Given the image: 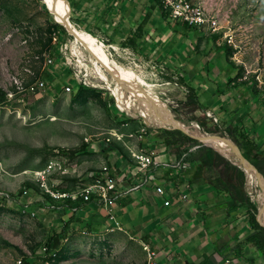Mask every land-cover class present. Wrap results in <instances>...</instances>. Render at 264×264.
<instances>
[{
  "label": "rangeland",
  "instance_id": "1",
  "mask_svg": "<svg viewBox=\"0 0 264 264\" xmlns=\"http://www.w3.org/2000/svg\"><path fill=\"white\" fill-rule=\"evenodd\" d=\"M53 1L63 14H68L66 0ZM53 1L0 0V264H21L22 259L33 264L36 257L45 256L47 237L60 232L67 222L62 246L47 261L37 264L158 262L144 239L119 228H97L72 214L65 199H74L75 195L56 198L53 207L42 209L37 203L46 186L57 193L102 188V181H95L94 177L104 173L105 164L112 167L110 158L122 155L134 163L138 149L148 151L145 141L158 140L156 129L172 125L148 126L146 121L156 117L147 104L140 101L141 106L136 109L133 102L115 96L111 74L105 70L108 80L101 79L91 51L80 49L69 32L60 42V21ZM199 2L220 27L217 32L197 29L209 38L210 48L230 47L231 63L264 86V0ZM75 12L71 8L70 19L75 23L83 22V18L89 20L88 15L77 16ZM102 22L106 28L112 20H102L100 28L91 25L92 33L81 30L117 65L132 69L145 83L155 86V95L171 122L199 132L201 126L209 132L207 129L215 123L208 121L202 110L191 111L186 105L188 89L175 63L170 67L157 58L158 54L146 55L127 44V40L112 42ZM108 30L113 33L111 28ZM77 50L79 54L74 53ZM223 55L227 57L226 52ZM51 57L53 63L49 61ZM60 66L76 78V86L65 82L64 72L53 78L51 87L31 89L40 81L47 84L49 72ZM112 100L121 102L117 109H112ZM196 118H201L205 126ZM209 133L230 138L223 130L222 136ZM104 143L109 144L107 149ZM195 148L198 146L193 147L194 151ZM41 172L45 175L42 182L38 179ZM28 181L34 183L35 189L21 195L19 190ZM245 190L264 211L260 199ZM256 215L260 219L259 210ZM70 218L77 219L70 222Z\"/></svg>",
  "mask_w": 264,
  "mask_h": 264
},
{
  "label": "crops",
  "instance_id": "2",
  "mask_svg": "<svg viewBox=\"0 0 264 264\" xmlns=\"http://www.w3.org/2000/svg\"><path fill=\"white\" fill-rule=\"evenodd\" d=\"M69 2L77 16L88 15L89 20L83 18L82 23L91 31V25L100 28V22L110 18L112 22L107 23L106 28L102 22L103 30L118 44L127 40L130 32L136 31L150 9L148 32L140 41L141 50L146 55L158 54L157 58L168 62L170 67L175 63L187 88H192L198 95L206 119L213 121L228 136L231 131L249 156L248 160L258 164L264 172V86L255 80L244 79L245 71L238 66L230 63L237 71L227 66L223 47L210 48V40L203 32L168 19L162 20L153 0ZM110 28L113 33L109 32ZM198 128L199 133L211 137L209 142L226 151L228 137H217L201 126ZM231 139V146L241 155ZM144 143L148 151H155L156 163L184 160V155L168 152L159 139ZM110 161L112 178L118 188L126 192L109 206L95 201L82 206L76 204L78 210L72 214L84 223L97 228H119L144 239L162 264H264L263 253L248 240L253 230L246 210L233 208L228 194L204 183L198 164L187 161L190 163L187 168L158 167L156 180L171 195V204L166 206L163 198L156 194L154 185L130 190L139 177L134 175L135 159L131 163L122 155H116ZM256 184L264 190V183L258 176ZM183 194L187 195L186 199L181 198Z\"/></svg>",
  "mask_w": 264,
  "mask_h": 264
},
{
  "label": "trees",
  "instance_id": "3",
  "mask_svg": "<svg viewBox=\"0 0 264 264\" xmlns=\"http://www.w3.org/2000/svg\"><path fill=\"white\" fill-rule=\"evenodd\" d=\"M154 4L157 6L159 16L162 20L168 19V14L165 12L161 5V0H153ZM71 5V4H70ZM151 15L150 9L146 11V18L138 24L135 32H130L127 36L126 43L133 46L134 48L138 49L139 51L142 49L140 46V41L145 39V34L148 32V18ZM79 26L89 32L92 33V31L82 22L76 21ZM186 25V24H185ZM189 27V26H188ZM57 29L58 33L60 34V42L63 40V37L65 34L68 33V30L60 23H57ZM222 47V46H221ZM219 47V48H221ZM224 52L227 53V59L228 62L231 63L228 56L231 52L230 47H223ZM59 51V45L55 48V52L57 53ZM143 51V50H142ZM144 54H146L145 51H143ZM233 64V63H231ZM234 65V64H233ZM66 73L64 80L68 84H72L74 86L77 85L76 78L73 75H70L67 69L64 68V66H60L57 68V71L51 72V74L47 77V85L48 88L51 84V81L57 74ZM51 87V86H50ZM53 88V87H52ZM188 92L186 95V105L191 109V111L195 110H201V104L198 99V95L192 88H187ZM117 103V105H116ZM112 100L111 107L112 109H117V106L121 103L120 101ZM121 115L125 116L126 114L124 112H119ZM205 116L206 114L203 113ZM151 120L146 121L148 126L152 127H161L170 125L171 123L165 122L163 120H160L158 118H150ZM202 126H205V123L201 118H196ZM157 132H159L158 139L164 143V145L167 147L168 152L176 155V156H182L184 155L185 161H190L192 163L198 164V171L200 172L201 179L203 182L208 183L212 186V188L216 189L217 191L224 192L230 196L232 199V207L233 208H240L243 210H246L248 214V220L251 225V229L253 230V233L249 236L248 240L263 253L264 255V223L259 221V218L257 217L256 213L258 212L257 207L260 211V216L264 212L260 209V207L255 205V203L252 202L250 199L247 191L245 190V174L244 172L231 160L223 156L221 153L216 151L211 146L205 145L201 140L197 138L191 137L189 134L181 130L180 128H157ZM209 132L219 133L221 135V129L214 125L207 129ZM188 132V131H187ZM190 133V132H188ZM230 136L232 137V140L237 145V149L241 152V154L246 158L249 159V156H247L243 152V148L239 142L234 138L231 131H228ZM191 135H194L190 133ZM197 136V135H194ZM201 137V136H198ZM203 138V137H201ZM205 139V138H203ZM207 140V139H205ZM208 141V140H207ZM209 142V141H208ZM215 144V143H213ZM234 144V145H235ZM218 146V144H215ZM104 148L107 149L109 144L104 143ZM198 146L196 151L193 150V147ZM219 147V146H218ZM222 150V149H221ZM224 151V150H223ZM227 153V155L230 157L229 152L224 151ZM231 158V157H230ZM233 160V159H232ZM234 161V160H233ZM246 173L247 170L242 165L241 167ZM256 168L259 172L264 174L263 170L259 167L258 164H256ZM30 189H35L34 183L31 181L25 182L24 186L20 188L19 193L21 195H25L26 192H28ZM41 196L39 201L37 202L41 205V208L44 207H50L51 204L56 203L57 199L53 198L47 193L46 191H40ZM65 202L68 205L77 204L80 202V196H78L77 199L72 198H66ZM77 218H70V222L75 220ZM79 222V220H78ZM67 229H68V222L65 224L60 232H54L52 235L48 236L45 242L46 247V254L45 256L36 257L33 264H37L40 260L41 261H47L51 255L59 250V248L62 246L63 241L66 238L67 235ZM21 264H30L27 260L22 259Z\"/></svg>",
  "mask_w": 264,
  "mask_h": 264
},
{
  "label": "built area",
  "instance_id": "4",
  "mask_svg": "<svg viewBox=\"0 0 264 264\" xmlns=\"http://www.w3.org/2000/svg\"><path fill=\"white\" fill-rule=\"evenodd\" d=\"M161 5L165 12L168 14V20L186 24L191 28H195L201 31L208 32H217L220 27L218 23L214 22V17L203 6L202 2L199 0H161ZM54 58L51 57V63H53ZM51 74V72H49ZM250 73L244 72L243 78L250 79ZM46 82L40 81L37 82L36 86H33L31 89L36 90L39 88H46ZM208 115L213 117L215 121L217 118L210 112H207ZM135 156V155H134ZM155 151H148L147 158L136 157V168L134 170V175H139L137 182L133 185L130 190L140 189L145 186L154 185L155 192L158 196L162 197L164 200V205L168 206L171 204V195L166 190L165 186L162 183H158L156 180V171L158 167H181L187 168L190 166V163L183 160L177 163L164 162L162 164L156 163L155 161ZM53 166L49 167L45 172L50 171ZM42 173L38 174V179H41L42 182ZM95 181H102V188H90L87 191L72 192L66 191V194H57V190L49 191V195L53 198H58L61 195H80V202L77 204H85L95 201L96 203L104 206H109L114 200L124 195L126 191L118 188V184L114 178L111 176L110 169L108 165H104V173L100 176H95ZM42 185H44L42 183ZM6 197V196H5ZM187 195L183 194L182 199H186ZM6 200L10 201L9 197H6ZM27 206V205H25ZM53 207V205H50ZM72 211L78 210V205H68ZM46 249V247H44ZM152 264H162L159 261Z\"/></svg>",
  "mask_w": 264,
  "mask_h": 264
},
{
  "label": "bare ground",
  "instance_id": "5",
  "mask_svg": "<svg viewBox=\"0 0 264 264\" xmlns=\"http://www.w3.org/2000/svg\"><path fill=\"white\" fill-rule=\"evenodd\" d=\"M53 5H54L56 18L68 27L69 33L73 37V42H77L80 49L83 48L86 50H90L89 47L84 42H82V40L80 39V37H81L86 43H88L90 45L92 50L98 56H100L106 63H108L114 69L116 74H118V76L120 77L122 83L131 90L130 92L124 90V88L120 85V83H118L116 81V79L111 75L112 81L114 82L113 85H111V89H112L113 94L115 96H117L120 100L133 102V106L136 109L140 108V106H141L140 101H142L145 104H147V106L151 109L150 113L153 114V117H156L160 120H163V121L171 123V124L173 123L170 121V119H168V115H167L166 110L164 109L162 103L157 99V97L155 95V92H154L155 86H153L152 84L145 83V81L142 80L140 77H138L132 69H130L128 67L124 68L122 66L117 65V63L114 59H112L107 53L103 52L99 47H97L96 43L92 42V40L86 34L83 33L79 24H76L70 18H66V20H65L66 15L61 12L60 8L57 6V4H55L54 1H53ZM74 53L79 54V50L75 51ZM92 57H93V62L96 65V69H97L96 72L99 73V77L101 79L107 81L108 76L105 72L104 67L100 64V62L93 55H92ZM49 61L51 62V58H49ZM142 84L146 85L147 88H145ZM133 91H135L136 93H133ZM187 131L194 134V135L201 136L207 140L211 138L210 136H206V135H203L202 133H199L197 130H195L193 128L188 127ZM228 141H229V143L227 146L224 147V149L227 152H229L231 158L234 161L240 160L241 155L238 154L237 152H235V150L231 146L230 138H228ZM134 155L139 157V158H147L148 152H146L144 150H138L137 152H135ZM135 161H136V157H135ZM243 166L247 170L248 188H249L250 194L253 197L259 198L261 201V204L264 208V190L259 189L256 186L257 185L256 184V176L248 168V165L246 163H244ZM43 174H44V172H43ZM42 178H45V175H43ZM45 190L47 191V193H49V191H53L50 188H48L47 186H46ZM57 194H66V192H58ZM67 196L68 195H61L58 198H66ZM73 198H74V200L77 199L78 195L73 196ZM56 207L59 208V206H56Z\"/></svg>",
  "mask_w": 264,
  "mask_h": 264
},
{
  "label": "water",
  "instance_id": "6",
  "mask_svg": "<svg viewBox=\"0 0 264 264\" xmlns=\"http://www.w3.org/2000/svg\"><path fill=\"white\" fill-rule=\"evenodd\" d=\"M66 2H67V5H68V14L66 15V17H65V20H66V18H70V16H71V5H70V2H69V0H66ZM57 9V8H56ZM60 23V22H59ZM60 24H62L63 26H65V28L68 30V32H69V29L67 28V26L66 25H64L63 23H60ZM80 39L82 40V42H84L88 47H89V49H90V51H91V53H92V55L100 62V64L104 67V69L108 72V73H110L115 79H116V81L118 82V83H120V85L124 88V90H126V91H131L127 86H125L123 83H122V81H121V79H120V77L118 76V74H116V72L114 71V69L108 64V63H106L100 56H98L93 50H92V48L90 47V45L88 44V43H86L81 37H80ZM133 93H136L135 91H133ZM116 105H117V103H116ZM180 128L181 130H184V132H186L187 134H188V132H187V128H188V126H183V125H180V124H177V123H172V125L170 126V127H168V128ZM190 134V133H189ZM191 135V134H190ZM193 138H197V139H199V140H201L205 145H208V146H211L212 148H214L216 151H218L219 153H221L223 156H225L226 158H228L229 160H231L234 164H236L243 172H244V174H245V179H246V181H245V188L248 190V192L250 193V191H249V188H248V175H247V173L241 168L242 167V165L244 164V163H246L247 165H248V168L256 175V176H258V177H260L261 179H262V182L264 183V175L261 173V172H259L258 170H257V168H256V165L255 164H253L252 162H250L248 159H246L242 154H241V159L240 160H238V161H233L232 160V158H230L228 155H227V153L226 152H224L223 150H221L218 146H216L215 144H213V143H211V142H208L207 140H205V139H203V138H201V137H198V136H194V135H191ZM234 142V141H233ZM234 144H235V142H234ZM236 145V144H235ZM236 147H237V145H236ZM238 148V147H237ZM238 151H239V149H238ZM240 152V151H239ZM241 153V152H240ZM259 210V209H258ZM261 214V213H260ZM259 221L260 222H262V223H264V212L262 213V215H261V217H260V219H259Z\"/></svg>",
  "mask_w": 264,
  "mask_h": 264
}]
</instances>
